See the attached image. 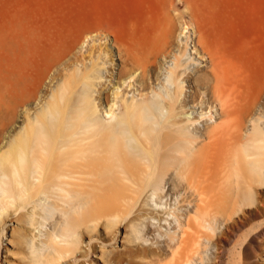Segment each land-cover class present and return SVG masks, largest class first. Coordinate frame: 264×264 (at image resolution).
Wrapping results in <instances>:
<instances>
[{"label": "rangeland", "instance_id": "1", "mask_svg": "<svg viewBox=\"0 0 264 264\" xmlns=\"http://www.w3.org/2000/svg\"><path fill=\"white\" fill-rule=\"evenodd\" d=\"M172 20L174 21V29L171 33L168 32L167 25ZM184 31L185 33H183ZM199 32L208 38L210 49L212 48L215 50L217 46L220 47V49H217L218 51L215 50L217 51L216 55L218 52L219 54L224 52V55L222 54L223 58L219 55L220 58L215 59H219L217 63L223 67L222 69L224 71L227 70V79L229 77L228 80H230L227 81L226 79V81L223 82V91L221 90L222 94L223 92L225 93L221 97L223 99H229L224 100L225 103L234 100V97H241L243 92L250 104L252 103L254 106V111L252 112L255 114L258 112L263 113L264 0H0V152H10V145L12 146L13 144H11L12 140H14V138L17 140V138L19 139L23 136V134H21V132H23L22 128L28 123L26 112H29L30 115L33 113L32 115H37L36 117L40 114L46 115L48 112H52V106L48 104V102L50 101L51 103V100L52 102H57L58 98L56 94H58L57 96L64 97L62 103H60L62 105L64 102L65 104L68 103L67 105L70 109L80 107V103L85 100L91 102L95 97H100L104 94L109 96L117 86H120L123 90L131 88V91L134 88L132 93L128 91V94H130L129 96H131L134 91L138 92L136 89L140 85L138 82L140 79L137 78L138 81L134 80L137 76L140 78L143 73V68L152 62H155L161 71H158L159 75L156 74L155 76H150V74L146 73L149 76L146 80L151 89H147V87L144 92H148L149 97L155 98L156 96H153V93L158 91L162 92L164 88L162 85H164L165 88L168 85L166 84L167 81H164L165 78H168L167 76L163 78V74L165 75L166 70L171 71L170 73H172V75L167 74L169 73L168 71L166 73L168 77L172 76L170 79L172 78L173 81L172 83L170 80L172 85L170 84L168 87H174L173 84L181 86L179 91H182L184 96L182 94L183 97L181 96L180 98H183V102L187 104L186 110L189 111V115L192 117L190 120H185V122L179 124L183 129L186 127L188 128L184 130V134H188L186 138L190 136V138H197L198 141L202 140V143L218 144V146H220L223 142V138L214 137L213 140L211 137L209 138L205 132L206 128L211 125V123L215 124V120L217 121L216 123L222 122L223 120L226 121L224 118H222V120L219 114L221 110L220 103H223V99H221L220 96L222 101L218 98L214 99L212 90L210 91L209 88V94L212 98L209 103L207 101V104L203 108L202 99H204V96L206 97L208 87L202 88V85H197L195 81L196 76H199L204 71H209L213 63L211 55L208 54V50L203 49L202 45L200 46L198 42ZM92 34L95 35L93 36ZM181 42L182 45H179ZM170 44H172V47L168 46ZM174 44H176L177 47H175ZM212 49L211 51H213ZM180 51L183 55H181L182 53L179 54ZM215 51L213 52L215 53ZM99 53L103 56L101 59L98 57L100 56ZM92 54L93 57L98 54V56H96L98 60L96 59L94 63L92 62ZM219 56L217 55V57ZM133 60L135 61L133 62ZM222 60L223 62L220 63ZM174 61H176L175 63L183 62L184 64L186 62V64L183 65L184 67L181 66L183 67L182 71L185 67V70L188 68L186 74H182V76L179 77L176 72L172 71V69L170 70L175 64ZM131 63H133V65ZM14 66L17 67V79H14L13 76L15 75L13 73ZM123 68L126 70L125 74L128 76L132 74L131 76H134V80L131 77L127 79L128 76L122 77L127 80V83L129 81V85L132 83L129 88L128 86L126 87V85H121L123 79L120 80L117 77V72ZM236 68H238V71ZM128 70L133 73L129 74V72H127ZM79 71L81 74H79ZM93 72L96 73L95 76L99 75V79L97 78L98 80H95L96 77H93V74H95ZM160 73L163 74L160 75ZM88 74L91 76V79H88ZM11 76L13 77L11 78ZM236 77H240L239 82ZM178 78L180 80H178ZM242 79L244 83H242ZM14 80H16L18 88L16 101L13 100L14 98L11 93V85ZM153 81L154 83H152ZM181 81L183 83H181ZM235 81L239 83V85L237 83L238 86ZM81 84L83 85L81 86ZM75 85L77 89H75ZM134 85L136 86L134 87ZM241 88H243V90ZM127 89L124 90V92L127 93ZM174 89L172 92L170 91V95L168 94L169 116L174 114L176 107L174 98L172 97V95L174 96ZM78 90L80 92H78ZM163 91L165 93L164 89ZM70 92H72V100L70 98L71 96H67ZM91 92L94 96H92L93 94L91 95ZM61 93L62 95H60ZM53 95L54 97H52ZM67 98L68 100L70 98L69 102ZM44 104L48 106L46 107ZM39 109L41 111L40 114ZM157 111H159V107ZM37 112L38 114H36ZM43 112L46 113L43 114ZM59 117H61L60 114H58V118L53 119V121H55L53 126L50 125L49 127L51 128V133L47 134V141L49 136L54 137L56 135L58 131L56 124H58L60 120ZM230 122H233V119H231ZM230 122L229 129H233L235 122L232 124ZM153 124L147 125V128L150 129H148V137L151 141L150 150L156 158V170L153 175H147V170L144 169L142 161H145L146 151L143 144L139 143L140 140H134L130 129L125 126L126 141L129 140L127 157L128 163L132 166V174H129L127 170L124 172V169L120 168L118 165H114L113 167L115 168L113 169L109 167L96 168L92 171L94 175L86 174V172H81L80 174L78 170L73 168L75 173H79L82 177L85 175L86 177H84L90 180L89 186H92L91 183L94 184V182L91 181L93 179L98 182L95 181V184H99V186L97 184L95 187L92 186L93 189L89 197V203L83 205L85 203L84 201H86L83 200L85 194L75 192L78 201L76 202L77 210H75L76 208L74 206V211L72 213L75 212L76 214L70 213V216L69 208H64L66 201L60 198L58 203L62 202L64 205L61 203L63 208H60L57 219L52 216V210L44 207V212L46 214L44 215V219L45 222H47V227H44L45 230L42 228V232L46 233L53 229L58 230L59 226L63 230L66 229L67 232L71 230L69 233L74 234L75 241H72L75 242L74 245L77 248L75 250H70L67 261L61 263L57 261L55 264H148L147 259L138 255V250L143 247L141 244L144 245L146 240L149 242L151 240V243H154L153 245L155 247H163L167 239L165 229L169 233H177V231L180 232L184 228H186L187 237L194 239V235H196L197 232L199 234V231H197V228H199V221L203 222V219L212 221L213 218L217 220L215 230H208V234L213 236V242L207 243V246L204 245L207 249L202 247V249H209V251L206 253L203 252L204 256L203 253L196 252V254L192 256V261H194L190 264H221L222 260L225 261L224 264H264L263 261L259 260L263 259L262 254L264 255V249L258 250L253 246L259 245V241L261 240L255 239V242H251L254 233L250 234L248 226L236 231L232 229L234 225H236V221L239 222L242 220L243 215L240 214V212L233 214L235 210L232 208L234 207L231 205L228 207V205L222 204L223 200L219 198L217 191L210 189V187H206V183H202V175L205 176L206 172L201 169L202 167L199 170L194 167V160L192 158L189 159L188 162L185 161L183 163L181 155H178V151L176 152L169 149L170 144H168L169 141H166V139L171 140L172 137H179L181 139L184 134L182 135V132L177 129H172L169 123H164L162 128L158 124L155 126ZM67 133L63 132L62 135ZM114 136L113 134L109 141L110 145L108 146L112 151H115L117 148L116 145L112 143V141L115 140ZM157 138L159 141H157ZM175 141L177 140L175 139ZM191 148V145L187 146L186 151L189 153L190 151L192 152ZM183 164H188V167H184ZM200 170L202 171L200 172ZM198 174L199 177H197ZM87 175L90 178H88ZM124 176L126 179L128 178L131 184L122 180ZM184 177L185 180H183ZM190 182L193 184H190ZM148 183L152 186H148ZM196 186H198L197 190ZM201 189L202 192L200 191ZM153 191L157 193H153ZM204 193L206 197H204ZM147 201L148 203L151 202L148 206ZM81 204L86 207L82 209ZM157 204H159V206ZM210 206L211 210L209 209V212H207L206 210H208ZM160 207H162V211ZM14 209V207L9 208L11 212L14 211ZM67 210L68 213H65ZM166 210L173 215H170L168 212L166 218L162 220V217L167 212ZM130 211L133 214H131ZM217 211H220V214L223 213V217L218 215ZM62 212L66 214L68 218ZM145 212H148L147 215ZM143 213H145V215L140 216V214ZM239 214L240 218H238ZM61 215L65 217L61 218ZM135 215L137 218H141L137 220ZM203 215H207L209 218ZM189 216H191L192 223L190 222ZM192 216L193 218L195 217L198 225ZM29 217L30 216H27L26 218ZM146 217H151L148 219H153V222H155L154 220L159 222L161 219V222L169 220L168 222L172 223L170 225H163V227L161 225L159 232H157V229H152L153 231L150 230L147 232L145 224L150 221L147 220ZM167 217H170V219H167ZM187 217L189 218L188 222H190L189 226L187 221H184L187 220ZM13 218L10 219L8 224H12L11 222L14 221ZM35 218L40 217L37 215ZM134 218L137 221L133 222ZM128 220H133L132 225L138 222L135 228L138 229V232L142 235L141 237H143L142 239L139 236L142 243L135 237L137 229H135L136 232L134 233V227L129 225L130 221ZM177 220L186 227H179L180 229H178ZM51 221L55 223L58 221V224H55L58 226H54L53 228L54 222L51 223ZM59 221L64 222H61L62 226L59 225L61 224ZM65 222L69 225V231ZM258 222H260V220L254 221V223ZM48 223H51V225ZM126 225H129V228L133 229V232L131 229H128ZM44 226H46V224ZM9 227L13 226L11 225ZM195 230L197 232H195ZM223 231L226 232L227 235L229 234V240L220 235ZM21 235L20 232L14 233L11 231L8 233L9 240H13L12 244H15L14 246H16V243H23L21 238L23 236ZM17 239H19L18 242ZM26 239L25 237L24 241H26ZM230 240L233 242L230 243ZM253 247L256 248V251ZM244 248H247V250ZM10 249L11 252L7 258L10 264H31V259L29 258L31 257L30 253L25 251L21 252V250H17L16 248L13 249L11 246ZM58 249L60 251L62 250L61 248ZM14 250L20 255L16 256ZM64 251L66 250L63 249L62 252ZM130 251H132V253ZM135 251L137 253H135ZM128 252L132 255H136L133 257ZM253 252L256 253L254 254ZM127 253L132 257L123 255ZM21 254L22 257L24 256L27 258L23 257L24 259H22V257H20ZM27 255L30 256L28 257ZM128 256L130 258H128ZM173 257L172 253L168 252L161 264H173L172 262H174L175 259H173Z\"/></svg>", "mask_w": 264, "mask_h": 264}, {"label": "bare ground", "instance_id": "2", "mask_svg": "<svg viewBox=\"0 0 264 264\" xmlns=\"http://www.w3.org/2000/svg\"><path fill=\"white\" fill-rule=\"evenodd\" d=\"M167 26H168V32L172 33V31L174 29V21L172 20ZM183 33H185V31ZM199 33H200L199 39L198 38L197 39H198L200 46L202 45L203 49L208 50V54L211 55V57H212L211 59L213 60L212 66H210L209 71H204L205 73L203 72L201 74L199 73L200 75L198 74L199 76H196V79H195L197 85H199V86L202 85V88L208 87L206 97L204 96V99H202V107L204 108V106L207 104V101L209 103L210 99L212 98V96H210V94H209L210 93L209 88H210V91L212 90V94H213L214 99H216V98H218L219 100L223 99L221 96L225 93L223 92V94H222L221 92L223 91L222 90V87L224 84L223 82H225L227 79V74H226L227 70L224 71L222 69L223 67H221L219 65V63H217V60H219V59H217V60L215 59V58H220L219 55H221V57H222L224 55L223 54L224 52L221 54H219V52H218L217 55L219 57H217L216 52L218 51L217 49H220V47L217 46V48L215 49L217 51H215L214 49L211 48L213 51H215V53H214L213 51H211V49L209 47L210 42H209L208 38L206 36H204L201 32H199ZM171 45L172 44H170L168 46L172 47ZM174 45H175V47H177L176 44H174ZM179 45H182V42ZM166 48H167V46H166ZM180 50H181V48H180ZM206 50H204V51H206ZM181 51L179 52V54L183 52V51L182 52ZM99 55H100V53H99ZM103 55H104V53H103ZM181 55H183V53ZM96 56H98V54H96ZM96 56L94 55L95 58L93 57V54L91 56V57H93V61H92L93 63L97 59ZM91 57H90V59H91ZM98 57H100V59H101L103 56L100 55ZM138 59H139V57H138ZM134 61L135 60H133V62ZM230 61H231V59H230ZM175 62L176 61H174V63ZM221 62H223V60L220 61V63ZM234 62H236V61H234ZM124 63H125V61H124ZM169 63H171V62H169ZM172 63H173V61H172ZM131 64L133 65V63H131ZM154 64H155V62H152L151 64H147L143 68V70H142L143 73L140 76V78L136 75L137 77L135 80L133 79L134 76H131L132 74L130 76L125 74L126 70H124V68L120 69L119 72H117V77L120 80H122L124 77H127V76H128L127 79H130L129 77H131L134 81H138L137 78L140 79L138 81L140 83V85L137 87V89L135 88L136 90H138V92L134 91L131 96H129L130 94H128V91H130L132 93L134 88L132 91H131V88L130 89L126 88L127 89V93H126V92H124V90H126V89L123 90L122 88H120V86H117V87H115L112 94L109 96H106L104 94V95H101L100 97L93 98L91 102H89V101L87 102L85 100V101L80 103V107L75 108V109H70L67 105L68 104L67 101L69 102L70 98L72 100V95H71V93L73 92L72 91V92H70V94L67 95V96H71L69 98V100L67 98V101H66L67 104H65V102H64L63 105L61 103H62V99L64 97L63 96H57L58 94H56V97L58 98V99L56 98L57 102H52V100H51V103H50V101L48 102V104H51V106H52L51 107L52 112H48V114H46V115H41L40 109H39L40 115L38 117H36L37 115H32L33 113L30 115L29 112H26V115L28 118V123L25 122L27 124H25V126L22 128L23 132H21V134H23V136L19 139L17 138V140H15V138H14V140H12L11 144L12 143L13 144H12V146L10 145L11 151L10 152L8 151L9 153L8 152L5 153V151L0 152V235H1V238H0V242H1V245H0V253H1L0 264H10V261L7 260L8 255H10V252H11L10 246L13 249L16 248L17 250H21V252L25 251L27 253H30L31 257H29L30 255L29 256L27 255V256L31 259V264H55L57 261L60 263L67 261V258L70 254V250L77 249L76 246L74 245L75 242L72 241V240L75 241L74 234L69 233L71 230L69 231L70 228L68 227L69 225H67L68 223H66V222H65V224H66V227H68L67 229L69 232H67L66 229H64V230L61 229L59 226L58 230L57 229H53V230L51 229L52 231L43 233L42 228L44 229V227L45 228L47 227V222H45V219H44V215H46L44 212V210H45L44 207H47L50 210H52V216H54L55 219H57L58 218V212H59L60 208H63L62 206L64 205V203L61 202L63 204L62 205L59 202L61 204V207H60V204L58 203V201H60V198L66 201L64 208H67V209L69 208V215H70V213H72L74 211V206L76 208V205H77L76 202H78L76 199L77 195L75 192L85 194V198L83 200H86V201H84L85 203L83 202L84 203L83 205H86L87 203H89V201H90L89 197H90V195L92 193V189H93L92 186L95 187V185L98 182H97V180L93 179L94 181L93 180H91V181L94 182V184L91 183L92 186H89L90 180L85 178L86 177L85 175H84L85 177L80 176L79 173L81 174V172H86V174L92 175L93 174L92 171L96 168L109 167V168L113 169V168H115V167H113L114 165H118L120 168L124 169V172L127 170L129 174H132V168H131L132 166H130V164L128 163V157H127V151L129 149L128 148V141L129 140L126 141L125 126H127L130 129L132 136H133V139L136 141L140 140L139 143L140 144L142 143L144 146V149L146 151V158H145V161H142V162L144 165V169L147 170V175H153L155 173L156 158L154 157L153 152L150 150L151 141L148 137V132H149L148 129L149 128H147V125L156 123L153 125L155 126L158 124L162 128L164 123H169V126L171 125L172 129H174V130L177 129L178 131H181L182 135H183L185 132L184 130L188 129V128L186 127L183 129L181 126H179V124H181L182 122H185V120H190L192 117H190L189 111L186 110L187 104H185L183 102V100H182L183 98L182 99L180 98L183 94L182 91H179L181 86L173 84L174 87H172V86H171L172 88L168 87L171 84L170 82L172 81V78L170 79V77H172V76L168 77V75H166L168 70L165 71V75L162 73L163 78H165L166 76L168 78V79H166V78L164 79V81L165 80L167 81L166 84H168L166 86V88L164 85H162L164 87V88L163 87L162 88L165 90V93H164L163 89H162V92L161 91L155 92V93H153V96H156L154 98V97H149L148 92H146V91L144 92V90L147 87H148L147 89H151V88H149L150 87L149 83L146 80V78L147 79L149 78V76L146 73L150 74V76L151 75L155 76L156 74H158V71H161L158 68L159 66L157 67V64H155L156 66ZM185 64H186V62H185ZM185 64L183 62L175 63L174 66L172 65L173 67L170 68V70L172 69V71H174L178 74L177 76L181 77L182 74H186V71L188 70V68H187V70H185L186 69V67H185V69H183V71H182V68L184 67L183 65H185ZM89 65H90V63H89ZM166 66H168V65H166ZM181 66H183V67H181ZM189 66H191V65H189ZM87 67H86V69H87ZM234 67H235V65H234ZM128 69H130V68H128ZM162 69H165V68H162ZM236 69L238 71V68H236ZM127 72H129V74L133 73V72H130L129 70ZM168 72L169 73H167V74L172 75V73H170L171 71H168ZM234 72H236V71H234ZM13 73L15 74V75H13L14 79H17L16 74H18V72H17L16 66H14V68H13ZM93 73H95V72H93ZM79 74H81L80 71H79ZM162 74L160 73V75H162ZM232 74H233V71H232ZM93 75H94L93 77H96V79L94 78L95 80L99 79L98 74H97L98 76H95L96 73ZM146 75H147V77H146ZM13 76H11V78ZM90 77L91 76L89 75L88 79H91ZM230 78H231V76H230ZM228 79H229V77H228ZM228 79H227V81H230ZM131 80H130V82H131ZM178 80H180V79L178 78ZM14 81H13V84L11 85L12 86L11 87L12 88L11 93H12V96L14 98L13 100L17 99V96H18L17 83H16V80H14ZM237 81L238 82L240 81V77L237 78ZM237 81H235L236 85L238 83ZM81 82H82V80H81ZM126 83H127V80H125V79H123V81H121V85H123V86L126 85V87L128 86V88L132 85V83L130 85L128 84L129 81L127 84ZM134 83H136V82H134ZM152 83H154V81ZM172 83H173V81H172ZM181 83H183V82L181 81ZM230 83H232V82H230ZM242 83H244L243 79H242ZM242 83H240V84H242ZM96 84H98V83H96ZM161 84H164V83H161ZM82 85L83 84H81V86ZM238 85H239V83H238ZM135 86L136 85H134V87ZM237 86H235V87H237ZM224 88H225V86H224ZM231 88H234V87H231ZM75 89H77L76 85H75ZM173 89L175 91L173 92L174 96L172 95V97L174 98V102L176 104V107H175L174 114L172 116H169L168 115L169 114V98H168L169 96H168V94L170 95V91L172 92ZM176 89H177V91H176ZM241 89L243 90V88H241ZM65 91H66V89H65ZM230 91H232V90H230ZM62 92H64V91H62ZM78 92H80V91L78 90ZM92 94L93 93L91 92V95ZM229 94H227V95H229ZM60 95H62V93ZM63 95H64V93H63ZM92 96H94V94ZM183 96H184V94H183ZM219 96L221 97V99ZM52 97H54V95ZM225 97H226V95H225ZM170 99H172V98H170ZM226 99H228V98H226ZM226 99L225 98L223 99L224 104L221 102L223 105L220 103L221 110L219 112L221 119L224 118L226 121H224L222 119L223 120L222 122L216 123L217 121L215 120L214 121L215 124L211 123V125H209L206 128V132H205V134H207L209 138L210 137L212 139L214 137L220 138V139L223 138L222 139L223 142H222V144H220V146H218V144L215 145V144H211V143H202V140L198 141L197 138H190V136L188 138H186V136L188 134H184L181 139L179 137H177V138L172 137L171 140L166 139V141H169L168 144H170L169 145L170 150H173L176 152L178 151V153H179L178 155H181V159H182L183 163L185 161L188 162L189 159L192 158L194 160V163H193L194 167H196L198 170L202 167L201 169L206 172L205 176L202 175V183L203 182L206 183L207 184L206 187H210V189L217 191L219 198L221 200H223L222 204L228 205V207L230 205L233 206L234 208H232V209L235 210L233 212V214L240 212V214L243 215L242 220H240L239 222L236 221V223H235L236 225H234V227L232 229L236 231L238 229H242V228L248 226L249 227L248 231L250 232V234L254 233L252 235V238H251L252 241L251 242H255L254 241L255 239L261 240V241H259V243H260L259 245H253V246H255L258 250H260V249L263 250L264 249V218H263L264 217V199H263L264 198V111L260 110L263 113L258 112L256 114L254 112H252V111H254V106L252 103H251L252 105L250 104V102L248 101V98L243 94V92H242L241 97H237V98L234 97V100H231L232 102L228 101L225 103L224 100H226ZM44 105L46 106V104H44ZM76 105H78V104H76ZM252 106H253V108H252ZM49 107H50V105H49ZM158 107H159V111H157ZM30 113H31V111H30ZM45 113L46 112H43V114H45ZM36 114H38V112ZM58 114H60V116H61V117H59L60 120L58 119L59 120L58 124H56L58 131L54 137L49 136L48 141H47L46 140L47 134L51 133V128H49V127H50V125L53 126L54 121H55V120L53 121V119L58 118ZM31 116H32V118H31ZM34 116H35V118H34ZM231 119H233V122H235L233 129H229V122L231 121ZM233 122H230V123L232 124ZM207 125H208V123H207ZM151 131H153V130H151ZM63 132H65V133L68 132V133L65 135H62ZM113 134L115 135L114 136L115 140H113L112 143L115 144L117 147L115 151H112L111 148L110 149L108 148V146L110 145L109 141L111 140ZM180 135H181V133H180ZM32 138H35V139H32ZM175 139L177 141H175ZM155 140H156V138H155ZM209 140H211V139H209ZM157 141H159L158 138H157ZM190 145L192 146V148H191L192 152L190 151V153H189L186 151V147L190 146ZM194 153H196V154H194ZM168 164L170 165L169 162H168ZM123 166H125V167H123ZM183 166L188 167V164L187 165L183 164ZM73 168L78 170L79 173H75L73 171ZM190 168H191V166H190ZM202 170H200V172ZM143 173H145V172H143ZM121 175H124V174H121ZM87 177L90 178L88 175H87ZM197 177H199V174ZM91 179H92V177H91ZM122 180L129 182L128 178L126 179L125 176ZM183 180H185V177ZM95 181L97 182L96 184H95ZM149 182H151V181H149ZM191 183L192 182H190V184ZM97 185L99 186V184H97ZM148 186H152V185H149V183H148ZM89 187L91 188V192H90ZM197 187L198 186H196V190H197ZM98 190H101V189H98ZM200 191L202 192V189ZM154 192L157 193L156 191H153V193ZM158 193H160V192H158ZM204 195H205V193H204ZM201 197H202V193H201ZM204 197H206V195ZM209 199H210V197H209ZM83 200H81V201H83ZM91 203H92V201H91ZM150 203H148V201H147V206ZM154 204H156V203H154ZM81 205H79V206H81ZM83 205L81 207L82 209L84 207ZM157 205L159 206V204H157ZM150 206H152V205H150ZM158 206H157V208H158ZM12 207H14L15 209H14V211L11 212V210H9V208H12ZM160 208H161L160 210L162 211V207H160ZM141 209H142V207H141ZM209 209L211 210V206L208 208V210H206V209L205 210L207 212H209ZM75 210H77V208ZM168 212L169 211H167L165 213V215L163 216L164 218L162 217V220H164L166 218V214ZM203 212H205V211H203ZM217 212H218V215L222 216L223 213L220 214L219 213L220 211H217ZM65 213H68V210H67V212L65 211ZM74 213H72V214H74ZM130 213H131V211H130ZM145 213L140 214V216L145 215ZM147 213H146V215H147ZM131 214H133V213H131ZM171 214L172 213H170V215ZM205 214H207V213L205 212ZM240 214H239L238 218H240ZM37 215L40 218H35V216H37ZM64 215L66 216V214H64ZM27 216H30V217L26 218ZM65 216H62L61 218H64ZM216 216H217V214H216ZM124 217H123V219H124ZM170 217H167V219H170ZM204 217H207V215H205ZM12 218L14 221L11 222L12 224H8V222H10V219H12ZM136 218H137V216H136ZM139 218H141V217H138L137 220H139ZM148 218L146 217L147 220H149L151 217L149 219ZM189 218H190V222L192 223L191 216H189ZM189 218L187 217V220H184V221H187L188 226L190 224V222H188ZM192 218H193V216H192ZM207 218H209V216ZM261 218H263V219H261ZM193 219H194V221L196 220L195 217ZM27 220H29V221H27ZM133 220H132L133 222L137 221V220H135V218ZM152 220H149L150 222L145 224L147 232L152 230V229H157V232H159L160 231L159 228H161V225L163 227V225H167V224L170 225L172 223V222H168L169 220H165L163 222H161V219L159 220V222L154 220L157 223L153 222ZM255 220H260V222L254 223ZM63 221H61V222H63ZM114 221H115V219H114ZM128 221H130V224H129V222H128V224L132 225L133 222L131 220H128ZM198 221H199V219H198ZM53 222L54 221H51V223H53ZM57 222L58 221H56V223ZM51 223L50 224L48 223V224L51 225ZM56 223L54 222L53 223L54 225L52 224L53 228H54V226L55 227L58 226V225H55ZM137 223L132 225L134 227V233L136 232L135 229H137V228H135V225H137ZM176 223H178V229L186 227L185 225H183V223L178 222V220L176 221ZM45 224H46V226H44ZM86 224H87V221H86ZM196 224H197V220H196ZM11 225L13 227H9ZM59 225L62 226V223ZM93 225H94V223H93ZM129 225H126V226L128 229H131V228H129L130 227ZM216 225H217V220L215 218H213L212 221L205 220V219H203V222L199 221V225H198L199 228H197V231H199V234L195 230V232H197V233H196V235H194V237H195L194 239H190L189 237H187L188 234H186V228L182 229L180 232L177 231V233L176 232L169 233L165 229V232L167 233V239H166L165 246L155 247L153 245L154 243H151V240H150V242L148 240H146L145 242H149V243H145L143 241L144 245L141 244L143 247L140 250L137 249L138 255L141 256L142 258L147 259L148 264H161L165 258V255L168 252H170L174 256L173 259L175 258L174 262H172L173 264H190L191 262L194 261V260L192 261V259H193L192 256H194L196 254V252L197 253L198 252L199 253H203V252L206 253L207 251H209V249L206 250L207 249L206 244L213 242L212 241L213 236L208 234V232L210 230L211 231L215 230ZM63 228H64V226H63ZM217 228H219V227H217ZM132 230L133 229H131V231ZM9 231L10 232L12 231L14 233L20 232V234H22L21 236H23V237L25 236L27 238L26 239L27 242L24 241L25 237H24V239H23V237H21L23 243L22 242L21 243L14 242V243H16V246H14L15 244H12L13 240L12 241L9 240V237H8V233H10ZM57 231H59V232H57ZM141 232H142V230H141ZM136 233L137 234L135 237L138 240L139 236L141 237L142 235H140L141 233L138 232V229H137ZM138 233H139V235H138ZM75 234L77 235L76 232H75ZM184 234H186V235H184ZM137 235H138V237H137ZM220 235H222V237L229 240L230 236H228L229 234L227 235L226 232L223 231ZM233 236H235V235H233ZM113 237H115V236H113ZM77 238H78V235H77ZM141 238L143 239V237H141ZM141 238L139 239L140 243H142ZM18 240L19 239H17V242H18ZM229 242L231 243L233 241L230 240ZM204 245H206V246H204ZM240 245H242V244H240ZM202 247L206 248V249L204 250V249H202ZM255 247H253V249H255V251H256ZM58 248H61L62 250L65 249L66 251L62 252V250L60 251ZM25 249H27V250H25ZM28 249H29V251H28ZM179 249L181 252L179 251ZM244 249L247 250V248H244ZM14 251H15L14 254L16 256L20 255L16 250H14ZM177 251H179V252H177ZM130 252L132 253V251H130ZM130 252H128V253H130ZM128 253L123 254V255H129L130 257H132V256L134 257V255H136V254L132 255L130 253L132 255L131 256ZM135 253H137V252L135 251ZM204 253H203V256H204ZM253 253L255 254L256 252H253ZM22 254L20 257H22ZM129 256H128V258H130ZM23 257H22V259L27 258V257H24V258ZM262 258L263 259H259V260L264 262V255L263 254H262ZM224 263H225V261L222 260L221 264H224Z\"/></svg>", "mask_w": 264, "mask_h": 264}]
</instances>
